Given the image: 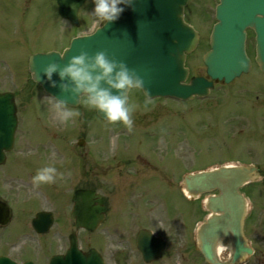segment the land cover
Returning a JSON list of instances; mask_svg holds the SVG:
<instances>
[{
  "label": "rangeland",
  "instance_id": "rangeland-1",
  "mask_svg": "<svg viewBox=\"0 0 264 264\" xmlns=\"http://www.w3.org/2000/svg\"><path fill=\"white\" fill-rule=\"evenodd\" d=\"M18 2L0 0V57L12 64L16 70L14 74H7L6 65L0 58V89L15 92L19 119L15 133V148L10 158V153L7 155L8 164L5 167L12 168L13 165L16 167L15 175L28 177L25 174H29L30 179L38 169L48 165L56 167L58 173L63 175H57L54 182L41 183L55 200L52 198L53 200L46 203L35 195L28 196L32 194L29 186L25 188L16 185V189H13L10 195L13 198L11 203L15 208L24 211L23 216H27L29 210L32 212L47 208L57 209L63 216L64 231L69 233V227H66L68 212L65 211L71 210L72 191L81 186H94L109 196L108 200H114L115 203L122 205L121 209L117 207L114 209L110 203L112 211L106 220L109 219L113 225L115 220L113 211L118 209L116 221L125 222L126 226L112 232L110 245L103 242L101 237L103 234L97 233L93 238L90 234L79 231L78 238L82 247L90 243L98 248L105 253L108 264H144L135 250L134 237L138 228L145 226L166 241L163 257L151 264H207L197 249L195 238V229L205 214L196 208L200 201L191 205V210L189 209L186 216L184 209L188 208L187 205L182 204L180 210H169V214H166L163 202H160L159 213L152 207V212L145 211L146 215L143 214L145 212H137L139 209H134L132 203L129 205V195H140L145 189L148 190L147 194L151 199L157 200L159 195L161 199L163 194L167 198L166 204L170 205L173 202L177 206L176 204L182 200L177 196L180 193L177 184L182 176L179 171L184 167V162L191 167L190 170L196 171L218 167L221 163L222 165L239 163L238 160L231 161L235 158L252 159L257 160L255 163L262 166L260 173L263 176L264 77L251 73L226 86L216 84L208 100L196 101V105L189 103L187 106L170 100L147 101L138 90H132L131 96H128L129 105L133 108L131 130L124 123L115 125L99 119L94 108L83 102L84 98L78 107H68L79 112V115L61 121L55 114V102L45 95L41 88L29 84L26 61L33 53L60 52L69 45L72 36L91 33L100 24L101 18L92 14L94 0H87L81 7L77 27L58 15L55 0H26V3L22 0L24 7L28 8V14L24 8V16L23 10L16 6ZM216 2L217 0H190L188 9L185 10V21L198 29L205 38L208 37L209 26L213 22L211 14ZM3 33H9L10 39L3 38ZM207 45L208 42H202L198 51L188 59L190 64L188 67L194 75H205L201 60L204 51L208 49ZM205 103L209 105H203ZM72 119L74 121H71ZM232 121L236 122L233 129L229 128L232 129V136H227L224 133L225 126ZM261 127L263 128L260 130ZM238 133L241 134L237 135ZM79 140L84 141L81 148L77 147ZM155 149L159 150L160 157L167 151L176 150L169 158L168 155L165 157V154L163 156L165 160L159 159L158 164L161 175L163 169L171 176L167 178V181L172 182L169 190L159 188L158 191L156 182L164 185L157 173L129 185L133 178L128 168H123L122 165L133 161L132 153H144ZM111 151L130 152L128 156L115 160L120 170L112 166L113 169L105 173V177H101L99 172L90 179L80 172L88 163H92L94 169L98 168V165L101 166L102 173L109 170L106 164H101V158ZM57 152H62L65 163L59 162ZM25 155H33L34 158L23 159ZM84 160H88L87 164ZM5 167L0 169V180L16 184L18 181L4 175L9 171V168ZM177 171L181 173L179 176ZM149 180H153V183L150 182V186L147 187ZM6 188L2 186L0 190L3 192ZM243 193L247 199V210L252 209L253 213L248 220L246 238L254 249V254L245 257L238 264H264L262 182L257 180L250 183L243 188ZM26 198L29 199L25 200ZM131 211L132 215L129 214ZM141 214L142 218H139ZM108 224L110 223L106 222V225ZM102 230H105L104 227ZM2 243L3 240H0V246ZM6 249L4 245L0 247V251ZM229 255L228 248L222 249L218 255L219 260L227 263Z\"/></svg>",
  "mask_w": 264,
  "mask_h": 264
},
{
  "label": "water",
  "instance_id": "water-1",
  "mask_svg": "<svg viewBox=\"0 0 264 264\" xmlns=\"http://www.w3.org/2000/svg\"><path fill=\"white\" fill-rule=\"evenodd\" d=\"M84 1L57 0L59 15L77 24V10ZM187 1L134 0L132 6L125 7V11L115 22H106L91 37L72 41L70 49L64 52L63 59L54 52L31 56L28 68L32 79L47 93L68 104H77L78 95L74 97L71 92L60 90L58 73L73 55L83 49L90 56L104 51L110 59L126 63L143 79L144 84L140 89L148 97L172 96L186 99L196 93H205L210 84L202 79H192L190 85L182 84L188 73L183 66L185 53L191 52L197 43V34L182 20V8ZM216 19L218 23L210 38L211 49L203 58L207 74L214 80L228 83L248 71L249 60L244 52L246 27L255 31V61L264 72V0H221L216 9ZM53 61L58 64L57 72L52 77L56 81L55 88L40 79L43 68ZM97 73L98 70L93 71V75ZM64 82L71 83L67 78ZM101 87L108 88L109 85L101 81ZM199 88L201 89L197 90ZM119 91L112 89L114 94ZM97 115L104 118L99 111ZM16 125L13 96L9 93L0 94V162L4 158L3 150L8 151L13 144ZM255 178V168L232 166L190 175L185 179V189L193 196L215 189L219 191L217 196L207 198L206 208L211 215L197 233L200 251L209 263L221 264L216 255L218 243L230 245V264H235L252 253L242 236L246 206L238 188ZM72 201L73 209L81 211L72 215L76 225L94 230L105 211L102 198L93 190H76ZM88 218L94 219L95 223L80 221ZM136 242L145 262L161 257L165 247L164 241L145 230L138 232ZM77 255L71 256L76 258L72 261L87 263L86 256Z\"/></svg>",
  "mask_w": 264,
  "mask_h": 264
},
{
  "label": "clouds",
  "instance_id": "clouds-1",
  "mask_svg": "<svg viewBox=\"0 0 264 264\" xmlns=\"http://www.w3.org/2000/svg\"><path fill=\"white\" fill-rule=\"evenodd\" d=\"M134 0H94L95 17L106 22H115L125 11V7L132 6ZM75 7V5H73ZM63 59V55L60 56ZM58 64L51 62L43 68V75L40 79L49 82L50 87H56V81L52 79L57 72ZM98 70L96 75L93 71ZM61 83L59 85L62 92H71L73 96L80 95L83 102L103 114L109 121H121L129 130L132 129L133 119L132 106L128 102V92L134 88H142L144 81L137 75L135 70L130 69L123 61L110 59L104 51H98L94 55L83 49L77 55H73L69 63L58 73ZM67 78L71 83L64 82ZM101 81H105L109 87H101ZM112 89L120 90L114 94ZM55 99L54 109L56 117L61 121H67L79 112L73 111L66 106L64 100L53 96ZM56 167L48 165L37 170L32 177L33 183H51L57 178ZM222 247L228 248L221 243Z\"/></svg>",
  "mask_w": 264,
  "mask_h": 264
},
{
  "label": "flooded vegetation",
  "instance_id": "flooded-vegetation-1",
  "mask_svg": "<svg viewBox=\"0 0 264 264\" xmlns=\"http://www.w3.org/2000/svg\"><path fill=\"white\" fill-rule=\"evenodd\" d=\"M24 3H26V0H24ZM253 34L250 30L247 31V37ZM2 37L5 39H10L11 35L9 33H3ZM254 41L251 39H248L247 41V49L250 48V51L252 50ZM208 100V99H203ZM201 100V101H203ZM200 101V99H198ZM203 105H209V103H205ZM208 108V107H207ZM235 121H232L230 123H226V128H234ZM240 139V137H239ZM150 154V153H148ZM139 160V166L137 168L129 167L128 171L130 175L133 178V182H131L129 185H132L133 183L141 182L144 178H148L153 176L154 174H159V167H158V157L153 153L150 157H140ZM90 170V169H89ZM92 171V170H90ZM87 175V172H86ZM91 175V172L88 173V176ZM95 176V171H92V175ZM87 178V177H86ZM153 183V180H149L146 184L147 187L150 186L149 183ZM148 190L144 189V192L140 195H129V205L130 203H133L135 206L138 205V203L141 205V207L144 209V212L147 210H150L152 212L153 207V199L149 197L147 194ZM146 192V193H145ZM6 195H10L11 190L10 188L6 189L4 192ZM8 204L11 206L10 210L8 211V217L6 218L5 222L2 224L0 222V240H3V243L1 246L7 247L6 250L0 251V256L7 257L9 261H12L16 264H25L27 262H32L33 264H47L49 261V258L53 255L63 254L67 248L68 244V237L71 234L74 224L73 220L70 217L71 211H65L68 212L67 218H68V224L66 227H69L70 232L66 233L64 231L65 226L62 225V218L61 212L57 209H44L42 211L34 210L31 212L29 210V214L27 216H23V210L19 208H15V206L10 202L8 198ZM113 205V208L116 207L119 209L122 208L121 204L115 203L114 200L110 201L107 200L106 207L110 209L111 204ZM133 206V205H132ZM129 208H132L129 206ZM118 209L116 212H118ZM26 210V209H25ZM43 213L44 216L39 221L37 227L38 230H35V226L33 224V220L36 218V215L39 213ZM32 213V214H31ZM1 214L3 212L0 211V219ZM147 215V213L145 212ZM49 215V218L51 221L47 219ZM118 226V222H116L115 228H122L123 225ZM104 229L106 232L110 234V231L112 230L111 226L105 225ZM79 231H83L87 234L94 235V233H90L87 230L79 229ZM93 237V236H92ZM78 238V236H77ZM79 242V238H78ZM66 244V247L65 245ZM0 246V247H1ZM93 246L90 243H86L84 247L82 248L84 251H88ZM105 264H108V261H104Z\"/></svg>",
  "mask_w": 264,
  "mask_h": 264
},
{
  "label": "bare ground",
  "instance_id": "bare-ground-1",
  "mask_svg": "<svg viewBox=\"0 0 264 264\" xmlns=\"http://www.w3.org/2000/svg\"><path fill=\"white\" fill-rule=\"evenodd\" d=\"M224 249V247H222L221 245L217 246V254L219 255L220 251Z\"/></svg>",
  "mask_w": 264,
  "mask_h": 264
}]
</instances>
